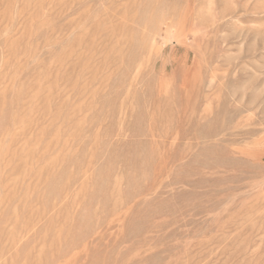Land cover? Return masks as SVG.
I'll return each mask as SVG.
<instances>
[{"label":"rangeland","instance_id":"1","mask_svg":"<svg viewBox=\"0 0 264 264\" xmlns=\"http://www.w3.org/2000/svg\"><path fill=\"white\" fill-rule=\"evenodd\" d=\"M0 264H264V0H0Z\"/></svg>","mask_w":264,"mask_h":264}]
</instances>
